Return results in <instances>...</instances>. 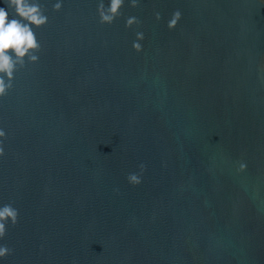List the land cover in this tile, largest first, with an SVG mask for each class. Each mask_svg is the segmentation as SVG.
Here are the masks:
<instances>
[{
    "label": "water",
    "instance_id": "1",
    "mask_svg": "<svg viewBox=\"0 0 264 264\" xmlns=\"http://www.w3.org/2000/svg\"><path fill=\"white\" fill-rule=\"evenodd\" d=\"M38 2L0 97L2 264H264V0Z\"/></svg>",
    "mask_w": 264,
    "mask_h": 264
},
{
    "label": "clouds",
    "instance_id": "2",
    "mask_svg": "<svg viewBox=\"0 0 264 264\" xmlns=\"http://www.w3.org/2000/svg\"><path fill=\"white\" fill-rule=\"evenodd\" d=\"M135 6L136 0H132ZM123 0H99L98 13L102 24H111L120 14ZM0 97L6 96L13 88L15 73L19 67H26L28 64L37 63L39 56L36 54L40 48L38 39L35 36V28L47 24V16L43 13L38 0H0ZM55 10L59 11L62 7L61 0L55 3ZM159 19V13L156 14ZM179 11L174 13L169 27H175L181 18ZM136 22L135 17L127 19V25L131 26ZM141 38L142 34H139ZM137 49L139 44L134 45ZM0 157L5 155L3 141L6 134L0 129ZM141 165V169H144ZM241 170L245 168L240 165ZM130 183L139 184L141 178L137 174H130ZM19 212L11 204L0 206V241H3L9 223L15 225L18 222ZM11 250L4 244H0V264L3 258L9 256Z\"/></svg>",
    "mask_w": 264,
    "mask_h": 264
}]
</instances>
